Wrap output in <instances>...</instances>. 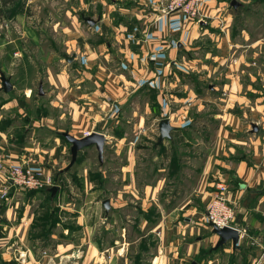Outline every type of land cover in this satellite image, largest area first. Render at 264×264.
<instances>
[{
  "label": "crops",
  "instance_id": "crops-1",
  "mask_svg": "<svg viewBox=\"0 0 264 264\" xmlns=\"http://www.w3.org/2000/svg\"><path fill=\"white\" fill-rule=\"evenodd\" d=\"M60 3L66 46L59 57L54 49L37 43L36 31L28 33L38 45L32 47L38 51L35 59L18 51L15 31L8 39L0 36V193L7 168L17 164L42 167L54 179L56 166L57 179L79 175L74 167L65 171L71 144L64 132L78 138L103 133L106 164L113 150L125 146L129 149L123 164L125 178L134 180V143L122 128L134 117L150 115H164L174 127L171 137L156 142L151 150L161 160L155 169L161 188L166 172L175 179L180 171V149L207 146L209 141L197 134L198 116L212 107L217 117L212 130L214 154L202 160L201 182L186 201L166 215L162 209L156 220L142 205L144 215L135 227L138 232L159 233L157 248L149 253L151 264H264V0H204L203 21L179 12L164 14L160 0ZM11 11L13 22H20L24 13L19 8ZM2 74L10 79L9 92L3 89ZM35 82L38 92L32 86ZM172 100L180 110H172ZM185 102L192 116L183 111ZM91 148L96 149L95 145L86 149ZM171 162L172 169L166 166ZM79 176L86 178L83 188L64 189L57 183L56 193L51 187L12 188L7 200L0 198V260L13 264L142 261L140 251L135 253L132 247L137 240L132 239L131 205L121 202L119 194L103 196L101 181L88 188L87 177ZM217 182L228 184V198L236 208L233 226L240 239L237 246L228 241L214 250L219 237L207 222L206 208ZM72 196L80 199L73 202ZM105 200H109L108 212ZM143 233L139 245L146 242ZM108 235L110 244H106ZM28 242L43 246L32 248Z\"/></svg>",
  "mask_w": 264,
  "mask_h": 264
},
{
  "label": "rangeland",
  "instance_id": "rangeland-1",
  "mask_svg": "<svg viewBox=\"0 0 264 264\" xmlns=\"http://www.w3.org/2000/svg\"><path fill=\"white\" fill-rule=\"evenodd\" d=\"M1 1V0H0ZM18 1V0H16ZM11 8H19L24 15L20 16L21 23L18 22V19L12 20ZM64 9V8H63ZM61 3L60 0H19L14 5L8 6L4 5L3 2H0V36H4L5 39H8L11 35V30L15 31L19 37V47L18 51L27 52V55L30 58L35 59L34 57L37 55L38 51H33L32 47L38 46L37 43L44 44L46 47L50 49H54L53 54L55 57H59L61 55L62 49H65L66 46V36L63 35L62 28H65L66 20L65 15H61ZM14 13V12H13ZM7 23V24H6ZM36 31L38 35L37 43L34 41L33 37H29L28 33ZM63 32V33H62ZM30 39L32 42H30ZM33 43V44H32ZM40 45V44H39ZM7 44L4 45L6 47ZM3 47V46H0ZM55 51V52H54ZM35 52V53H34ZM45 54V53H44ZM20 60L22 56L16 57ZM34 91L38 92L39 84L35 82L33 85ZM168 99L166 98V102ZM185 102L183 105V111L186 116H190L193 113L192 110H189L191 106ZM169 106V103H168ZM172 110L179 109L176 106L174 100L171 102ZM204 115H199V124L201 127L197 129V134L201 135V139L204 141H209L207 146H198L196 149H180L179 151V169L177 175H175V179L169 176L166 172V180L161 188H157V177L159 173L156 172V165L161 160H157L153 155L154 144L158 142V138L160 135L159 132V122L163 118H167L164 115H157L156 117L150 116H138L134 117L135 120L130 123L125 122L123 126V131L126 130L127 140L132 141L134 143L133 155L131 160L134 162L135 166L133 167V171L135 174V179L130 180L125 178V173L123 170V164L128 159V151L125 146L119 148L117 152L114 150L111 152V162L106 164L105 157L108 155L107 146L104 149L103 153V168L100 169L98 153L96 149H84L81 150L78 154L77 161L78 164L73 165L74 169H77L79 175L86 176L88 179V188L98 187L99 182L102 184L99 186L102 191V195L105 197H116L119 196L121 202H126L131 205L132 208L129 212L133 221L132 228V239H136V245L133 244V251H140L142 254V261H136L137 264H151L150 262V252H154L157 248V242L159 239V233L154 231H149L148 229L143 230L146 234V242H150L148 245L142 243V245L138 244L140 240L139 228L135 227L139 221H141L144 213L141 212L142 205L144 207H149L147 209L150 215V219H157V213L162 215H166L169 210L181 202L186 201L188 197V193H190L193 188L199 184L201 168L203 165V159H206V156L214 154V133L212 130L217 126V117H214L216 114V110L212 107L206 108ZM180 110V109H179ZM171 115V111H168V115ZM192 116V115H191ZM159 117V118H158ZM187 118V117H186ZM172 119V118H171ZM174 119V118H173ZM177 119V118H175ZM203 126V127H202ZM56 135L57 133H53ZM167 139V138H166ZM165 140V139H164ZM203 145V144H201ZM112 150V149H111ZM115 152V153H114ZM197 159L194 158V155ZM181 154V156H180ZM201 159V160H200ZM76 161V163H77ZM166 163V159L163 161ZM166 166H170L172 169V162ZM73 167L66 173H70L73 170ZM58 170V166L53 169V174L55 176V182L64 187V189L72 188H83L86 184V178H82L75 174L74 178L68 177L66 179L61 178L57 179L58 176L55 171ZM155 170V172H153ZM165 176V172H163ZM93 184V185H92ZM91 187V188H92ZM157 188V189H155ZM183 190L182 194H177L178 190ZM173 191H177L176 194H173ZM186 192V194H183ZM71 198V197H70ZM71 199L73 202L75 200L80 199V196H72ZM78 202V200H77ZM39 204V203H38ZM38 204L36 208H38ZM129 213H126L129 217ZM173 214V213H172ZM124 215L122 214V223H124ZM127 219V218H126ZM131 219V218H130ZM137 222V223H136ZM134 223H136L134 225ZM210 222H208L209 224ZM120 225V222H119ZM203 225V224H202ZM143 233V234H144ZM110 235L106 238V244H110ZM112 238V237H111ZM129 239V236L127 237ZM135 240V241H136ZM144 240V239H143ZM25 243V242H24ZM138 244V245H137ZM27 246H31L32 248L43 245H36V243H26ZM41 247H38V249ZM151 249V251H149ZM134 253V255H135ZM14 262H7L0 260V264H13ZM133 263V261H132Z\"/></svg>",
  "mask_w": 264,
  "mask_h": 264
},
{
  "label": "built area",
  "instance_id": "built-area-1",
  "mask_svg": "<svg viewBox=\"0 0 264 264\" xmlns=\"http://www.w3.org/2000/svg\"><path fill=\"white\" fill-rule=\"evenodd\" d=\"M204 0H160L164 14L179 12L185 17L203 21ZM7 24V23H6ZM88 135L89 133H85ZM4 184L0 193L2 200H7L10 189L41 190L56 185L55 179L42 167L17 164L7 168ZM229 187L226 182H217L206 208V219L218 227H233L236 215L235 205L228 198Z\"/></svg>",
  "mask_w": 264,
  "mask_h": 264
},
{
  "label": "water",
  "instance_id": "water-1",
  "mask_svg": "<svg viewBox=\"0 0 264 264\" xmlns=\"http://www.w3.org/2000/svg\"><path fill=\"white\" fill-rule=\"evenodd\" d=\"M235 6V4H234ZM89 24L94 25L95 21L91 18L86 19ZM66 59L68 61H72V57H67ZM2 83H3V89L6 92H9L12 90V85L10 83V79L6 78L5 75L2 74L1 76ZM174 129V127L171 125L168 118H163L159 122V138L158 143L160 144L164 139L171 137V131ZM253 129L256 130V126H253ZM63 136L65 139L71 144V161L69 165L66 167L65 171H69L73 165L76 163L78 154L81 150L95 145L97 152H98V158L99 161H103V153H104V146L106 142V136L103 133L98 132H92L89 135H86L82 138H78L74 135H71L69 132H64ZM58 186L51 187L50 191L52 193H56L58 190ZM104 208L108 212L109 210V200L104 201ZM209 226L212 229V233L217 235L219 237V240L216 244V246L213 248L214 250L219 249L220 247H223L228 241H232L233 245L237 246L239 239H240V233L236 228L233 227H218L212 223H209Z\"/></svg>",
  "mask_w": 264,
  "mask_h": 264
},
{
  "label": "trees",
  "instance_id": "trees-1",
  "mask_svg": "<svg viewBox=\"0 0 264 264\" xmlns=\"http://www.w3.org/2000/svg\"><path fill=\"white\" fill-rule=\"evenodd\" d=\"M3 2V4L7 5L9 3L15 2L16 0H1ZM44 231V230H42Z\"/></svg>",
  "mask_w": 264,
  "mask_h": 264
}]
</instances>
